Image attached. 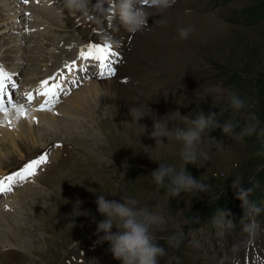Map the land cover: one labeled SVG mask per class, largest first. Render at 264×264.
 <instances>
[{"label":"rangeland","instance_id":"1","mask_svg":"<svg viewBox=\"0 0 264 264\" xmlns=\"http://www.w3.org/2000/svg\"><path fill=\"white\" fill-rule=\"evenodd\" d=\"M38 1L35 17L48 20L50 23H45L46 28L51 25L54 29L48 33L46 30L34 32L33 36L21 39L24 44L21 51H27L21 60V68L22 71H28L21 74L22 77L33 74V81L46 73L48 68L74 56V53L65 51V57L60 54V57H56V52L52 51L56 38L65 36V31L70 37L82 41L95 39L98 35L92 34L91 30L83 31L81 27L75 29L76 22L69 17L76 13L64 9L60 2H56L58 0ZM3 2L0 0V32L12 19V13ZM175 5L179 7L177 12L186 14L184 18L190 21L184 28H189L191 22L195 21V25L189 28L188 37L183 40L193 48L183 62L179 54L174 52L170 71L163 72L154 67L157 75L137 95L135 89L130 88L134 92L131 96L137 99L144 112L150 111L159 118L169 114V128L187 127L183 117H194L199 111L205 114L216 112L221 124L232 121L238 125L236 132L256 118L259 119V127L264 128V13L256 9L264 6V0H176ZM22 17L21 21L30 23ZM93 22L105 24L103 17ZM22 27H7L6 33L2 32L0 56L4 54L7 59H11L16 42L12 36L17 37L16 32ZM124 39L126 43L131 42V37ZM178 39L182 41L180 37ZM164 45L168 48L167 42L164 41ZM120 65L127 67L128 62L125 60ZM185 67L187 73L182 69ZM158 77L164 84L170 78L174 83L186 85L179 89L162 88L160 81L155 80ZM232 92L245 101L244 108L238 112L229 106L228 95ZM85 109L89 112L91 107L86 106ZM108 109L110 111V107ZM78 118L75 125L80 127L81 132L77 128L72 132L68 126L71 131L69 135H64L65 128L58 133L67 138L59 140L62 146L57 148L56 155L37 178L39 182L27 192L26 188L20 189L16 200L18 208L0 215V235L3 238L0 240V264H120L109 251L107 241L97 243L96 249L91 245L98 239L94 220L104 219L97 212V194L118 201L121 196H130L137 199L141 207L164 215L166 223L152 229L156 242L167 253L159 258V264H181L179 258L186 251H175L168 243L170 236L176 233L181 234L180 245L181 240L190 236L193 238L188 240L192 251L189 252L188 262L184 264H216L214 257L218 256L217 250L222 248L223 239L226 241V238L221 231L209 232L205 227H197L196 219L206 211L216 212L211 207L215 200H236L239 207V199L233 189L234 181L242 186L247 185L253 201L264 207L261 195L264 194V156L256 154L264 146V136L251 135L236 139L232 134L224 135L219 128L205 132L199 148L207 152L209 159L200 158L197 166L189 163L185 167L194 178L207 184L208 190L181 193L176 198H169L164 188L157 190L151 172L159 167V163L173 165L179 171L184 166L179 156L181 142L161 137L163 142L156 144V139L150 137L148 141L145 134L137 135L127 125H123L122 133H111V114L108 122L104 119V124L98 116L89 121L92 127L102 130L97 135L86 130L90 126L85 124L83 116L78 115ZM16 139L21 149L4 150L6 156L2 165L11 160L10 165L13 167L21 156L36 154L44 147L32 146L20 138ZM31 195L33 198L29 199ZM32 200H35L36 206H32ZM228 216L236 224L232 228L238 248L242 238L241 213L236 216L233 210ZM257 217L264 218V211ZM216 218L221 223L229 220L221 214H216ZM112 231L117 229L113 228ZM22 241L28 243L24 248ZM7 246H13V250L19 249L20 255L14 257L6 254ZM92 248L94 250L90 251ZM80 250L81 255L78 254Z\"/></svg>","mask_w":264,"mask_h":264},{"label":"clouds","instance_id":"2","mask_svg":"<svg viewBox=\"0 0 264 264\" xmlns=\"http://www.w3.org/2000/svg\"><path fill=\"white\" fill-rule=\"evenodd\" d=\"M176 3V0H63V8L69 12L81 14L88 20H98L103 17V22H107L108 29L118 31L113 21L118 17L120 24L128 33L135 34L142 31L147 26L148 17L159 14L160 19L156 24L167 25V21L162 19L163 14ZM190 33L189 28L178 29L181 39H186ZM106 38H112L110 32H107ZM229 106L234 112H238L245 106V101L235 92L228 95ZM149 112H142L139 107H132L130 115L132 123L138 124ZM153 130L150 137L156 139V144L162 143L161 137H167L168 140L181 142L182 147L179 156L184 162V166L179 171L169 164L159 163V167L151 172L153 181L157 190L164 188L169 198H176L181 193L206 192L208 185L200 179L194 178L187 170L186 165L191 163L197 166L200 158L209 159L206 151L199 148V144L205 132L209 133L214 129H221L224 135L232 134L236 139L244 136L259 135L264 136V128L259 127V119L240 127L236 132L237 124L229 121L219 123L217 113L209 111L205 114L199 111L195 116H184L187 127L169 128L170 115L157 118L153 114ZM143 126V132L146 125ZM259 128V131H257ZM209 139H216L209 137ZM222 146V145H218ZM258 156H264V146L256 153ZM233 189L238 199L242 201L243 216L241 218L242 231L252 234L258 228L255 217L264 211V207L256 205L248 200L249 189L243 188L239 182H233ZM95 203L97 212L104 217L96 223L97 243L107 241L109 251L114 259L120 264H159V258L167 255L163 246L156 242L152 229L162 226L166 223L164 215L150 210L147 207H141L139 201L130 196H121L120 200L107 199L104 194H97ZM224 217L229 213L221 210ZM88 215L89 213H84ZM249 222L245 223L244 221ZM215 223V219H214ZM71 227L74 221L70 223ZM232 220H228V227H233ZM115 228L117 231H112ZM180 233L170 236L168 243L172 246H178L180 243Z\"/></svg>","mask_w":264,"mask_h":264},{"label":"bare ground","instance_id":"3","mask_svg":"<svg viewBox=\"0 0 264 264\" xmlns=\"http://www.w3.org/2000/svg\"><path fill=\"white\" fill-rule=\"evenodd\" d=\"M3 1H4L3 3H5L4 6L7 7L8 11H10L11 13L17 11V8L14 6L13 2H11L10 0H3ZM45 9H47V8H45ZM177 11H179V10L176 8H170V9L166 10L165 14L163 15V18H164V20L167 21V25L165 26V25L159 24L162 26L163 31L166 33L167 36L160 37L158 39L156 38V36H151V37L147 38L141 44H139L140 38H141L140 31L136 32L135 34L128 33L126 31V29L118 22L117 18L113 21V24L116 28H118V31H112L111 29H108L107 32L109 31L110 35L112 34L113 36H117L118 41L121 42L122 45H126V42H125L126 39H124V38L125 37H131V35H132L130 44L133 46V52L135 53L137 61L140 64V66H136V64L134 63L132 58H130V57L127 58L126 62H128V66L126 67L124 65H120V70L123 73H127L128 71L134 72L136 70H140L142 68L141 65L143 63L144 64L145 63L152 64L159 71H163V72L164 71H170V69L172 67L171 62H172V57L174 56V52L179 54L181 62H183L185 60L187 53H189V50L192 49L193 47L191 45H187L183 41L184 39L180 38L183 42L179 41L178 37H180V36L178 34V29L184 28L186 26L185 24L189 20L184 18L185 16H187L186 14H183V13L177 12ZM53 19H55V18H53ZM190 25L191 26H189V28L192 27L193 25H195V21H192ZM2 32L6 33V29L5 30L3 29V31L0 32V36L2 35ZM112 35H111V37H112ZM12 37H14V36H12ZM156 39L158 40L159 44L164 43V41L167 42L168 48L162 47L159 44L156 45L154 43L156 41ZM192 42H194V41H192ZM143 59L145 61H143ZM58 64H60V62ZM19 67H20V64H18V65L16 64V65L11 67V69H13V70H8V72L13 74V71L15 69H19ZM182 69L184 70L185 73H187L186 67L182 68ZM188 69H190V68H188ZM20 71H22V70H20ZM142 71H143V69H142ZM23 72L24 71H22V73ZM153 72H154V70H153ZM189 73H190V71H189ZM33 78H34V76L24 77L23 84H32V83H30V81ZM188 79H187V81H188ZM13 80L15 81V79H13ZM155 80L160 81V84H161L160 86H162V88H169V89H171V88L177 89L178 88L179 89V88H182L186 85V84L180 83V82L174 83L173 81L170 80V78L168 79L170 82L167 81L165 83L166 86L162 82L163 80L161 78H157ZM187 81H186V83H188ZM144 86L145 85H143V83H140L138 87H139V89H142V88H144ZM143 96H145V95L143 94ZM141 98L142 97H140V99ZM66 102L67 103H64V104L59 106V111L61 113V115H60L61 117L54 116L52 111H48V112H46L47 110L37 111V110H35V109H37V108H35V106H30V107L26 108V111L28 113L26 118L21 117V118L17 119L16 118V112L14 109H10L9 114L7 116L0 114V121H5V123H0V171H1V168L3 167L1 162H2L3 158L6 156L4 153V150H6V149H16V150L21 149V147L17 143L16 138H20V140H23L25 142H29L32 144V146L36 145V147L39 145H41V146L46 145L47 146V144H49V140H50V143H52L53 141L58 142L59 140H61L62 137L67 138L63 135H58V133H60L63 128H65L64 129V135L65 134L69 135L71 132L69 130L68 126L71 128L72 132L76 128L79 132H81L80 127L75 125V123L78 122L77 119L79 120L78 115L83 116L85 118V124L87 123V125L90 126V127H87V129L86 128L85 129L88 130V132H90V133L96 132L97 135H99L102 132V130L100 128L96 129V128L92 127L91 122H89L90 120H93L95 117L98 116V118H100V121H102L104 124L105 123L104 119H106L108 122V118L110 117V114H111L113 117V123L110 124V126H112V128H113V129H111L112 130L111 133L121 132L123 125L124 126L127 125L128 128H130L133 131H136L137 135L138 134L139 135L145 134L148 141L150 139V133L153 130V118L152 117H153L154 113H149L148 115H145L140 121L137 122L138 124H133L132 123V117L130 115V109L132 107H139L140 111H142V112H144V111L142 110L141 105L137 102V99H135L134 96L133 97L131 96V93L125 88V86L123 84L119 83V81L117 79H115V76H114V78L108 79L105 82L98 84V85L94 84L93 80H90L83 87L74 91L71 94L70 98H68L66 100ZM101 102H106V103L102 104ZM86 106L91 107V110L89 112H87V110L85 109ZM109 107H110V111L108 109ZM158 107H160V106H158ZM160 111H162V109ZM145 112H148V111H145ZM97 113H98V115H97ZM154 115L157 118H159L156 114H154ZM63 116H65V117H63ZM159 116H160V114H159ZM8 120L12 121L11 125L6 123V121H8ZM34 121H38V123L35 124ZM88 122H89V124H88ZM142 125H146V129L144 132H143V126ZM103 126H105V125H103ZM50 127H54V129H52ZM46 128H50V129H46ZM81 129H83V128H81ZM113 136H115V135H113ZM58 137H60V138H58ZM56 150H55V152H56ZM85 154H87V153H85ZM7 159H8V157H7ZM38 182L39 181L35 179L33 182L28 183L25 186L26 192L29 189H31ZM20 189L21 188L17 189L10 196V198H11L10 203L5 207L4 211L0 212V215L6 214L7 212H13L14 210H16L18 208L17 204H16V200L18 199V196H16V194ZM23 193H25V192H23ZM32 198L33 197L31 195L29 197V199H32ZM32 201L34 202L32 204V206H36L37 204L35 203V200H32ZM18 234H19V230H18ZM1 239H3V238L0 235V240ZM8 239L12 240L9 237H8ZM22 243L24 244V246H22V248H24L26 245H28L27 241L26 242L22 241ZM10 245H12V244H10ZM91 245L93 246L94 249H96L97 242H93ZM13 249H14L13 246H7V247H5V253L6 254H12V256H14V257H18L20 255L19 249H15V250H13ZM1 254L2 253L0 251V255ZM78 254L81 255L82 253H80V251H79ZM6 257H10V256H6ZM220 258L221 257L219 255L214 257L215 262L216 263L220 262L222 264H229V262H224V260H222L223 258L222 259H220Z\"/></svg>","mask_w":264,"mask_h":264},{"label":"snow or ice","instance_id":"4","mask_svg":"<svg viewBox=\"0 0 264 264\" xmlns=\"http://www.w3.org/2000/svg\"><path fill=\"white\" fill-rule=\"evenodd\" d=\"M27 3V0H24ZM86 49V50H85ZM118 55L116 51H113L112 46L107 42L103 44L89 43L83 46L79 53V58L85 61L91 60L98 62L100 71L97 73L101 78L106 76H114L115 68L113 67V59ZM68 72L71 73L76 69V61L65 64ZM13 74L7 72L3 65H0V113L5 116L9 114V109H14L16 112V118L27 117L25 105L16 104L12 99V94L9 92V86L15 89L18 85L12 79ZM61 77H63V71H59L56 74L39 82V86L35 90L36 95L43 96L44 100L39 104L37 111L51 110L56 104L60 102V96L62 94H69V90L66 89L62 83ZM66 79V77H65ZM26 99L29 104L34 99L32 93H25ZM5 123V121H0ZM11 125L12 121H6ZM59 146V145H58ZM48 162V154L45 152L36 159L24 164L18 171L12 172L10 175L0 178V193L10 192L12 186L17 181H25L30 176L35 175L36 169Z\"/></svg>","mask_w":264,"mask_h":264},{"label":"trees","instance_id":"5","mask_svg":"<svg viewBox=\"0 0 264 264\" xmlns=\"http://www.w3.org/2000/svg\"><path fill=\"white\" fill-rule=\"evenodd\" d=\"M257 10H262V13H264V6H261L260 8H256ZM262 16V15H260Z\"/></svg>","mask_w":264,"mask_h":264}]
</instances>
